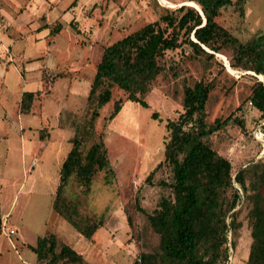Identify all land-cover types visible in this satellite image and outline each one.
<instances>
[{
    "label": "rangeland",
    "instance_id": "obj_1",
    "mask_svg": "<svg viewBox=\"0 0 264 264\" xmlns=\"http://www.w3.org/2000/svg\"><path fill=\"white\" fill-rule=\"evenodd\" d=\"M165 1L0 0V219L4 223L0 264H43L28 245L47 232L69 244L88 264H132L138 252L151 248L156 237L136 207L150 211L159 196L168 193L144 179L163 160L165 123L181 111L184 84L198 79L213 82L206 104L208 122L231 113L243 121L244 128L230 122L211 137L212 146L230 161L234 174L257 161L264 163L259 114L246 101L255 74L231 69L226 56L232 55L230 49L209 60L187 59V47L169 50L162 58L165 70L144 95L147 107L124 100L108 120L113 101L125 97L113 88L111 100L99 110L95 131L102 135L110 172L99 171L86 193L74 177L65 187V196L77 202L80 215L101 218L102 225L87 239L52 210L58 171L75 129L85 119L86 95L103 48L156 20L165 7L186 1L197 5L202 0ZM243 11L241 16L234 5H227L216 21L242 43L264 37V0H245ZM56 23L62 28L49 34ZM257 78L263 80L260 74ZM48 88L33 111L16 113L22 91ZM19 126L25 137L24 154ZM167 178V169L161 168L152 181ZM260 192L264 196V186ZM235 210L241 227L233 237L227 264H246L251 240L248 205L242 202ZM10 225L14 234L7 232Z\"/></svg>",
    "mask_w": 264,
    "mask_h": 264
},
{
    "label": "trees",
    "instance_id": "obj_2",
    "mask_svg": "<svg viewBox=\"0 0 264 264\" xmlns=\"http://www.w3.org/2000/svg\"><path fill=\"white\" fill-rule=\"evenodd\" d=\"M244 2L202 0L197 4L202 15L187 4L165 7L156 20L103 48L86 95L85 119L75 129L71 147L61 162L51 203L54 212L82 236L91 239L102 219L80 215L77 202L65 196V187L74 177L86 193L99 171L110 172L102 135L95 131L99 110L111 100L113 88L120 89L125 97L113 101L108 120L118 113L124 100L147 107L144 95L165 70L162 58L166 51L187 47V59L203 56L209 60L215 53L232 50L230 57L226 55L230 68L255 74L246 101L258 112L260 131L264 134V37L242 43L216 21L220 9L227 5H234L243 16ZM61 28L56 23L49 34ZM259 74L263 80L257 78ZM212 88L213 82L204 79L184 84L181 111L165 123L163 160L146 175L144 182L156 183L168 193L160 195L150 211L137 205L156 242L138 252L132 264H227L229 249L235 245L233 237L241 227L235 208L242 202L248 205L246 219L251 238L245 263L264 264V196L260 192L264 186V163L257 161L234 174L230 161L212 146V135L230 122L244 128L243 121L233 113L207 121L206 104ZM47 92L49 88L44 92L22 91L17 111H33L35 101ZM151 116L157 118L155 112ZM161 168L167 169L168 178L153 182L154 174ZM28 248L43 264H88L53 233L38 236Z\"/></svg>",
    "mask_w": 264,
    "mask_h": 264
},
{
    "label": "crops",
    "instance_id": "obj_3",
    "mask_svg": "<svg viewBox=\"0 0 264 264\" xmlns=\"http://www.w3.org/2000/svg\"><path fill=\"white\" fill-rule=\"evenodd\" d=\"M38 30V29H37ZM40 30V29H39ZM1 66V65H0ZM21 94V93H20ZM20 97V96H19ZM18 102H19V100H18ZM18 102H17V105H18ZM16 108H17V106H16ZM16 113H18V114H22V112H18L17 111V109H16ZM29 113V112H28ZM24 114H26V113H24ZM19 130H20V133H21V136H20V138H21V153L23 152V154H24V152H25V150H24V148H25V137H24V135H23V127H21V126H19ZM38 138L40 139V140H43L42 139V137L40 136V134H38ZM53 210V209H52ZM54 211V210H53ZM56 213V212H55ZM57 214V213H56ZM58 215V214H57ZM59 216V215H58ZM61 217V216H60ZM62 218V217H61ZM65 220V219H64ZM74 228V227H73ZM8 229H12L13 230V234L15 233V229L10 225L9 227H8ZM75 229V228H74ZM76 230V229H75ZM77 231V230H76ZM78 232V231H77ZM79 233V232H78ZM84 237V236H83ZM67 244V243H66ZM31 245V244H30ZM69 245V244H68ZM70 246V245H69ZM71 247V246H70ZM77 252V251H76Z\"/></svg>",
    "mask_w": 264,
    "mask_h": 264
},
{
    "label": "bare ground",
    "instance_id": "obj_4",
    "mask_svg": "<svg viewBox=\"0 0 264 264\" xmlns=\"http://www.w3.org/2000/svg\"><path fill=\"white\" fill-rule=\"evenodd\" d=\"M161 1L166 2L165 0H161ZM166 3H167V2H166ZM185 3H188L189 5H193V6H195L196 8H199V7H197V5H196L195 2H192V1H186ZM229 67H230V66H229Z\"/></svg>",
    "mask_w": 264,
    "mask_h": 264
},
{
    "label": "built area",
    "instance_id": "obj_5",
    "mask_svg": "<svg viewBox=\"0 0 264 264\" xmlns=\"http://www.w3.org/2000/svg\"><path fill=\"white\" fill-rule=\"evenodd\" d=\"M1 229H2V231L4 230V223L1 225ZM7 232L8 233H13V230L12 229H7Z\"/></svg>",
    "mask_w": 264,
    "mask_h": 264
},
{
    "label": "water",
    "instance_id": "obj_6",
    "mask_svg": "<svg viewBox=\"0 0 264 264\" xmlns=\"http://www.w3.org/2000/svg\"><path fill=\"white\" fill-rule=\"evenodd\" d=\"M181 4H186V3H181ZM180 4V5H181ZM191 6H193V5H191ZM194 8H196L195 6H193ZM197 10H198V12L202 15V12H201V10H200V8H196ZM204 19V18H203ZM261 75V74H260ZM261 80V79H260Z\"/></svg>",
    "mask_w": 264,
    "mask_h": 264
}]
</instances>
